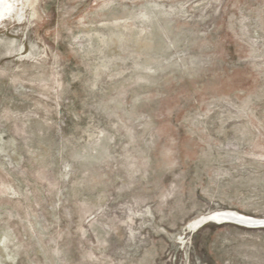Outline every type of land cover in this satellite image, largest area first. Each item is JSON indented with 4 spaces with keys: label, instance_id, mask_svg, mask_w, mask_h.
Wrapping results in <instances>:
<instances>
[{
    "label": "rangeland",
    "instance_id": "rangeland-1",
    "mask_svg": "<svg viewBox=\"0 0 264 264\" xmlns=\"http://www.w3.org/2000/svg\"><path fill=\"white\" fill-rule=\"evenodd\" d=\"M4 4L0 264H264V0Z\"/></svg>",
    "mask_w": 264,
    "mask_h": 264
},
{
    "label": "bare ground",
    "instance_id": "bare-ground-1",
    "mask_svg": "<svg viewBox=\"0 0 264 264\" xmlns=\"http://www.w3.org/2000/svg\"><path fill=\"white\" fill-rule=\"evenodd\" d=\"M6 10V5L4 4V0H0V16L4 13V11ZM212 215V214H211ZM226 216H236V217H239V218H246V217H244V216H241V215H238V214H236V213H233V212H222V213H220V214H216V215H214V217L213 218H215V219H217V220H224V218ZM248 218V217H247ZM202 219V218H201ZM249 219V218H248ZM201 221V220H200ZM203 221V220H202ZM259 221V220H258ZM263 221V220H262ZM261 221V222H262ZM200 223V222H199ZM201 224V223H200ZM199 224V225H200ZM203 224V223H202ZM198 225V226H199ZM261 225H263V224H261ZM192 227V226H191ZM195 227V226H194ZM248 227V226H247ZM253 227H255V226H253ZM258 227V226H257ZM198 228V227H197ZM194 229H196V228H194Z\"/></svg>",
    "mask_w": 264,
    "mask_h": 264
},
{
    "label": "water",
    "instance_id": "water-1",
    "mask_svg": "<svg viewBox=\"0 0 264 264\" xmlns=\"http://www.w3.org/2000/svg\"><path fill=\"white\" fill-rule=\"evenodd\" d=\"M224 221H231V222L238 223V224H243V225H246V226H255V225L262 224L261 222L255 221L253 219L239 218V217H236V216H226L224 218Z\"/></svg>",
    "mask_w": 264,
    "mask_h": 264
}]
</instances>
